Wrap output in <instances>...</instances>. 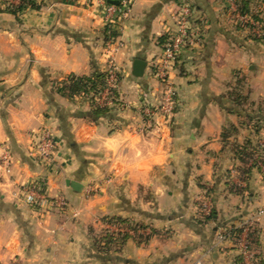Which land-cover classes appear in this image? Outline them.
I'll return each mask as SVG.
<instances>
[{
	"label": "crops",
	"instance_id": "1",
	"mask_svg": "<svg viewBox=\"0 0 264 264\" xmlns=\"http://www.w3.org/2000/svg\"><path fill=\"white\" fill-rule=\"evenodd\" d=\"M32 1L40 8L16 16L6 7L20 0H0V264H107L88 258L89 240L114 216L160 231L146 246L130 240L119 255L127 264H242L239 241L218 236L226 222L264 208L257 170L243 194L226 184L228 171L240 165L229 144L264 141V115L255 110L264 102V44L236 27L226 0H134L115 52L106 46V6L114 0ZM245 2L264 10V0ZM189 4L204 36L196 50L183 51L173 74L174 121L155 114L152 124L143 115L161 102L152 63L162 52L160 39L175 30L174 15ZM136 60L147 63L141 77L133 73ZM111 65L119 73L117 95L95 100L109 114L96 119L92 98L61 91L67 76H92ZM239 78L256 111L252 123L237 112L246 106L228 97ZM232 124L238 132L226 143L222 132ZM43 127L56 140L52 163L31 149ZM4 148L13 157L9 170ZM33 184L69 207L28 205L25 188Z\"/></svg>",
	"mask_w": 264,
	"mask_h": 264
},
{
	"label": "built area",
	"instance_id": "2",
	"mask_svg": "<svg viewBox=\"0 0 264 264\" xmlns=\"http://www.w3.org/2000/svg\"><path fill=\"white\" fill-rule=\"evenodd\" d=\"M231 7V13L234 15L235 23L242 28L252 30L259 37L264 36L263 30L248 14L242 13L238 5L237 0H227ZM133 0H120V5L108 4L106 23L109 26L116 27L118 37L109 41V48L111 52H115L113 47H119L121 45L120 36L124 31L122 27L123 21H125L132 10ZM177 29L170 34L169 39L163 45L162 55L159 59L153 62L154 77L158 80L161 87V102L157 107V111H160L164 117L171 118L174 115V109L176 105V92L172 83V77L175 69L180 61V54L183 48L196 46V39L200 36L197 29H194L192 23V8L189 5L182 7L175 15ZM113 49V50H112ZM118 79V70L113 65L109 71V78L105 94H109L111 89L116 88ZM146 113L151 117L152 113L147 108ZM260 150L263 153L264 143H261ZM31 149L35 155L44 162L50 163L56 155V142L52 133L42 128L39 132L34 133L33 141L31 143ZM255 157L260 168L264 170V163L258 157ZM13 157L9 148H4L1 156V161L9 170ZM26 202L30 205H44L48 202V198L42 190H39L32 185L25 190ZM57 203V202H56ZM66 202L64 200L59 201L58 207L65 208ZM258 217L264 219V209L260 210ZM254 222H258V219H254ZM247 248V246H245Z\"/></svg>",
	"mask_w": 264,
	"mask_h": 264
},
{
	"label": "trees",
	"instance_id": "3",
	"mask_svg": "<svg viewBox=\"0 0 264 264\" xmlns=\"http://www.w3.org/2000/svg\"><path fill=\"white\" fill-rule=\"evenodd\" d=\"M237 2L242 13L248 14L249 8L245 0H237ZM109 4H114L118 6L120 5V0L110 1ZM28 7L32 9L40 8L32 0H20L19 5L10 4L9 6L6 7V11L17 16L19 14L24 13ZM106 30L108 33V35L106 36V40L115 38L118 35L117 31L114 30L113 27L108 26ZM169 37L170 34L164 35L160 39L161 44L164 45L169 39ZM108 78H109L108 71L106 72L96 71L92 76H77L75 74H71L67 76V78L64 80L61 91L63 90L67 91L70 97H74L77 95L91 96L92 101L94 102L92 105L91 113L97 119L99 117L109 114L112 110L106 105L102 106L97 104V102L95 101L96 99L100 98L101 94L107 88ZM241 83H242V79H238L237 84L240 85ZM110 93L111 95L112 94L117 95V93L115 94V89H111ZM243 96L244 95L238 93L237 91L231 90L228 93V97L231 100V102H233V104L239 107L244 106V103L247 100V96L246 97ZM237 132H238V128L235 125H231L229 128H225L222 132V138L224 142L227 143V139L233 133H237ZM251 143L252 142L248 141L243 145H233L235 157L240 162V165L237 167L239 177L242 180L246 181V183H248L252 170L254 169V165L252 166L248 165V163L256 153L255 152L256 148L251 146ZM248 189H249L248 184L245 188H241L234 185L230 186V191L235 194H242ZM213 218H214V212L210 213L208 216H203V220L205 221L212 220ZM103 221L105 224L114 226L118 229L119 228L126 229L127 231L122 233V232L110 231L109 229H106L102 231L98 236V234H94V231L92 230L91 232L94 240V247L96 248L97 253L101 256H110L112 253L118 254L122 252L130 240H133L138 246H146L149 244L153 236L160 234V231L154 228L153 226L144 223H134L132 220L128 218L114 216V217H106L103 219ZM244 229H245L244 227H241L240 229L229 230L227 235L228 237H231L234 240L239 241L241 235L244 232ZM130 232H132L133 234H130ZM248 232H249L247 235V239L249 242L248 249L250 251H253L252 246L259 245V241H260L259 239H260L261 231L259 225L258 224L253 225L252 227L249 228Z\"/></svg>",
	"mask_w": 264,
	"mask_h": 264
},
{
	"label": "rangeland",
	"instance_id": "4",
	"mask_svg": "<svg viewBox=\"0 0 264 264\" xmlns=\"http://www.w3.org/2000/svg\"><path fill=\"white\" fill-rule=\"evenodd\" d=\"M133 2H134V0H133ZM226 3H227V6L229 7V11H230V14H231V16H232V21H233V23L236 25V27H239V28H241L242 30H245V31H247V33H248V36H249V38H251L252 40H257L258 42L260 41L262 44H264V36H262V37H259L258 35H256L251 29L250 30H248V29H245V28H242L240 25H238L237 23H235V20H234V15L231 13V7H230V4L228 3V1L226 0ZM11 5H16L15 3H12ZM132 6H133V3H132ZM186 5H184L183 7H185ZM189 6L191 7V8H193L192 7V5L191 4H189ZM260 6H261V4H260ZM260 6L259 5H257V6H255V8L254 7H249V13H248V15L250 16V17H252V19L258 24V26L263 30V32H264V10H261L260 9ZM132 11V10H131ZM131 13V12H130ZM174 18H175V15H174ZM123 23H124V21H123ZM123 23H122V27H123ZM192 23H193V27H195L194 29H197L199 32H201L200 33V36L196 39V46H193V47H185V48H183L182 49V51H181V54H180V59H181V56H182V53H183V51L184 50H187V49H193L192 51H194V50H196V48H198L199 46H200V43H201V40H202V38H203V36H204V26L205 25H203V24H200V25H197V23H195V22H193L192 21ZM107 26H109V25H107ZM109 27H113V29L114 30H116V27H114V26H109ZM176 29H177V23H176V19H175V30L174 31H172V32H169L168 33V35L169 34H171V33H173V32H175L176 31ZM108 35V34H107ZM118 37V35L115 37V39ZM114 39V38H113ZM111 40V39H110ZM110 40H106V46H107V48H109L108 46H109V41ZM119 46H121V45H119ZM110 49V48H109ZM162 51H163V45H162ZM161 55H162V52H161V54H160V56L158 57V59L161 57ZM157 59H155L154 61H156ZM153 61V62H154ZM114 63V62H113ZM179 64H180V61H179ZM179 64H178V66H177V68L175 69V71H174V73H176L177 72V70H178V67H179ZM111 66H113V65H111ZM110 66V69L108 70V72L112 69V67ZM152 67H153V63H152ZM154 70H155V68L153 67V76H154ZM173 73V74H174ZM118 77H119V73H118ZM155 78V77H154ZM156 79V78H155ZM240 79V78H239ZM157 80V79H156ZM158 81V80H157ZM107 83H108V81H107ZM172 83H173V77H172ZM173 85H174V89H175V92H176V105H175V109H174V115L171 117V118H167V117H164L163 115H162V113L160 112V111H157L156 109H157V107L159 106V105H157V106H154V107H151V106H147L146 107V109L147 108H149V110L152 112V113H154V114H152L151 115V117H148V115L149 114H147L146 113V111H144V113H143V115H144V117L147 119V121L149 122V123H151L152 122V124H153V122H155V114L157 115V114H160L162 117H164V119H165V121L168 123V124H172V122L174 121V117H175V115H176V112H177V107H178V104H177V99H178V91H177V89H176V86H175V84L173 83ZM162 87V86H161ZM232 91H237L238 93H241L242 95H244L245 97H246V95L244 94V93H246L247 92V86H246V83L245 82H242L240 85L239 84H237V80L234 82V85L232 86ZM102 94H105V91L102 93ZM161 94H162V91H161ZM243 96V97H244ZM77 97L78 98H81V97H84L83 95H77ZM85 97H87V96H85ZM88 98V97H87ZM89 98H92L91 96H89ZM250 97L247 95V100L245 101V103H244V105L246 106V108H241L240 110L238 109V113H241V112H244V114H246L247 115V118L250 116V118H248V119H246L245 121H248L249 119H252L251 118V116L254 114V113H256V111H259V113L261 114V115H264V102L262 101H260L259 102V104H257L255 107H256V111L253 109L254 107H252L251 105H252V102L250 103L249 101H250V99H249ZM236 107H238L237 105H236ZM145 109V110H146ZM154 117V118H153ZM151 121V122H150ZM244 121V122H245ZM248 122H250V123H252V120H250V121H248ZM152 124H151V126H152ZM233 125V124H232ZM252 125H254V124H252ZM231 125H229L228 126V128L230 127ZM237 127V126H236ZM43 128H45V129H47V130H49L48 128H46V127H43ZM42 129V128H41ZM41 129H39V131L41 130ZM39 131H37V132H39ZM33 136H34V133H33V135H32V137H31V141H33ZM55 140V139H54ZM248 141V140H247ZM247 141H244L243 143L245 144ZM55 142H56V140H55ZM32 143V142H31ZM262 143H264V141L262 142ZM233 145H238V143H235V144H229V146H230V148L232 149L233 148ZM260 145H261V142H255V143H251V146H253L254 148H256L255 149V154H254V157L250 160V162L248 163V165L249 166H252V165H254V169L255 170H257L258 172H260V174L261 175H264V170L262 169V168H260L259 167V165H258V162L256 161V159H255V157L257 156V154L259 155L258 157H259V159L261 160V162L262 163H264V151H263V153L261 152V150H260ZM262 149V148H261ZM54 159V158H53ZM53 159H52V161H53ZM50 163H52V162H50ZM228 176H227V185L230 187V186H232V185H234V186H238V187H241V188H245L246 187V185H247V183H246V181H244V180H242L240 177H239V173H238V171H237V166L235 167H233L232 169H230L229 171H228V174H227ZM33 187H35V188H37V189H39V190H42L43 192H44V189H45V187L42 185V186H40L39 184H33L32 185ZM28 188V186H26V188H25V190ZM248 191V190H247ZM243 194V193H242ZM247 197V196H246ZM61 200H64L65 202H66V205H65V209L66 208H68L69 207V205H68V202L65 200V199H58L57 201H55V200H53V201H50L49 199H48V204H51V203H53V202H57L56 203V205L57 204H59V201H61ZM247 201H249V200H247ZM25 202H26V199H25ZM27 203V202H26ZM28 204V203H27ZM46 204V203H45ZM28 205H30V204H28ZM31 206H33V207H41L42 205H36V206H34V205H31ZM211 207V206H210ZM206 208V210L207 211H209V209H208V207L206 206L205 207ZM262 209H264V208H255V207H252L251 208V210L250 211H247V214H248V216H246V217H244L245 219H243L242 221H240L239 223H236V224H230V222H226L225 224L226 225H228L227 227H225L223 230H221V232H220V234H219V236H218V240H220V241H228V240H234L233 238H231V237H228V235H227V233L229 232V230H233V229H240L241 227H244L245 229H244V237H245V233H246V235H248V231H249V228L250 227H252L253 225H255V224H258L259 225V227H260V241H259V245H254V246H252V248H253V251H250L249 249H248V245H249V242H248V239H245V241H240V240H242V238H243V234L241 235V238L239 239V242H237L238 243V245H240L241 246V252H242V255H244V259H243V263L242 264H264V255H261V254H259V248H264V219L263 218H260V217H258V213H259V211L260 210H262ZM209 213V212H208ZM218 211L217 212H214V215H218ZM239 214H242V212H238V215ZM259 218V220H258V222H254L255 220L254 219H258ZM131 220V219H130ZM133 221V220H132ZM134 223H144V222H136V221H133ZM147 223V225H150L149 223L150 222H146ZM146 223H144V224H146ZM107 226H106V229H109L110 231H117V232H122V233H124V232H126L127 230L126 229H122V228H116V227H114V226H110V225H108V224H106ZM104 231V230H103ZM170 231H172V230H170ZM148 233V232H147ZM96 234V233H95ZM130 234H133L132 232H130ZM100 235V233H98V236ZM89 244H91V249L93 250V252L92 251H90V257H88V258H91L93 261H95V262H100L101 260H104V262H106L107 264H112L113 262L115 263V264H127L126 263V260H124V259H122V258H120V254L122 253V252H120V253H118V254H114V253H112L110 256H101V255H99L98 253H97V251H96V248L94 247V240H93V236H92V234H91V237H90V240H89ZM239 246V247H240ZM245 246H247V248H245ZM124 250V249H123ZM118 255V256H117ZM263 257V258H262ZM116 258V259H115ZM79 261V260H78ZM92 261V262H93ZM82 263V262H81ZM113 263V264H114ZM130 264H132V263H130Z\"/></svg>",
	"mask_w": 264,
	"mask_h": 264
},
{
	"label": "water",
	"instance_id": "5",
	"mask_svg": "<svg viewBox=\"0 0 264 264\" xmlns=\"http://www.w3.org/2000/svg\"><path fill=\"white\" fill-rule=\"evenodd\" d=\"M147 66V63L142 60H136L134 63L133 73L137 77H141L144 74V70ZM78 183L69 181L68 185H71L72 187H76Z\"/></svg>",
	"mask_w": 264,
	"mask_h": 264
}]
</instances>
